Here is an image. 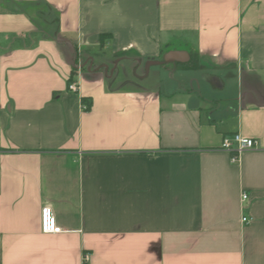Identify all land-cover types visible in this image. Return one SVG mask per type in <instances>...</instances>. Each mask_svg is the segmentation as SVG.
I'll use <instances>...</instances> for the list:
<instances>
[{
	"label": "crops",
	"instance_id": "0c3cea01",
	"mask_svg": "<svg viewBox=\"0 0 264 264\" xmlns=\"http://www.w3.org/2000/svg\"><path fill=\"white\" fill-rule=\"evenodd\" d=\"M0 264H264V0H0Z\"/></svg>",
	"mask_w": 264,
	"mask_h": 264
},
{
	"label": "built area",
	"instance_id": "2783aa9c",
	"mask_svg": "<svg viewBox=\"0 0 264 264\" xmlns=\"http://www.w3.org/2000/svg\"><path fill=\"white\" fill-rule=\"evenodd\" d=\"M68 91L76 92L77 86L74 82H71L68 87ZM257 141L255 139L241 136L240 134H233L230 137L224 138L221 144L220 150L225 151L231 155V161L236 163L242 153L255 149ZM247 195L242 194V200H246ZM243 223H247L248 219L243 217ZM40 230L43 234H59L62 229L57 225L54 213L49 206H43L40 210ZM87 255L84 256L86 260Z\"/></svg>",
	"mask_w": 264,
	"mask_h": 264
},
{
	"label": "trees",
	"instance_id": "16d2710c",
	"mask_svg": "<svg viewBox=\"0 0 264 264\" xmlns=\"http://www.w3.org/2000/svg\"><path fill=\"white\" fill-rule=\"evenodd\" d=\"M71 82H74L72 78L67 81V87ZM81 105L84 110H89L90 108V103L87 102L85 99H81Z\"/></svg>",
	"mask_w": 264,
	"mask_h": 264
},
{
	"label": "water",
	"instance_id": "95a60500",
	"mask_svg": "<svg viewBox=\"0 0 264 264\" xmlns=\"http://www.w3.org/2000/svg\"><path fill=\"white\" fill-rule=\"evenodd\" d=\"M164 60H165V61H171L172 58H171V56L168 55L167 57H164ZM101 68H104V71L107 72V67L104 66V67H101ZM99 69H100V68H99Z\"/></svg>",
	"mask_w": 264,
	"mask_h": 264
}]
</instances>
